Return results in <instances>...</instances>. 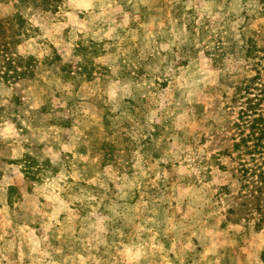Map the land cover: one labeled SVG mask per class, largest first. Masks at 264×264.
<instances>
[{
    "label": "rangeland",
    "instance_id": "1",
    "mask_svg": "<svg viewBox=\"0 0 264 264\" xmlns=\"http://www.w3.org/2000/svg\"><path fill=\"white\" fill-rule=\"evenodd\" d=\"M54 3L0 0V264H264V0Z\"/></svg>",
    "mask_w": 264,
    "mask_h": 264
},
{
    "label": "trees",
    "instance_id": "2",
    "mask_svg": "<svg viewBox=\"0 0 264 264\" xmlns=\"http://www.w3.org/2000/svg\"><path fill=\"white\" fill-rule=\"evenodd\" d=\"M55 1L57 0H46V3L51 4ZM248 52L251 56L254 55L252 50L248 49ZM262 60H264V55L260 56L259 61L254 64V71H256L254 75L244 77L234 85V100L241 98L244 100L238 118L233 123L239 135L238 141L234 144V149L238 152L241 151L240 156L247 153L264 155V69L261 68ZM259 170L260 180H257V184L251 189V194H259L258 199L264 201V170L262 168ZM244 172L248 173L249 169L244 170ZM257 210L260 211L261 215L260 223H264V205L259 206Z\"/></svg>",
    "mask_w": 264,
    "mask_h": 264
}]
</instances>
